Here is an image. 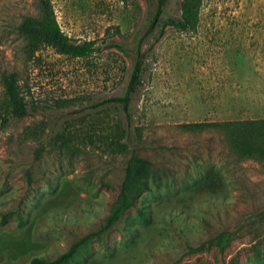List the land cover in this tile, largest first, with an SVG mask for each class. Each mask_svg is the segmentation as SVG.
<instances>
[{
	"label": "rangeland",
	"instance_id": "374dc122",
	"mask_svg": "<svg viewBox=\"0 0 264 264\" xmlns=\"http://www.w3.org/2000/svg\"><path fill=\"white\" fill-rule=\"evenodd\" d=\"M181 2L155 20L159 0H51L62 31L94 51L28 61L17 28L40 0H0V264L54 259L97 232L77 264H264V162L220 126L264 119V0H202L188 32L166 25ZM137 56L126 114L110 99ZM16 70L21 119L1 83ZM132 156L151 161L149 188L102 231ZM212 173L218 187L202 184Z\"/></svg>",
	"mask_w": 264,
	"mask_h": 264
},
{
	"label": "trees",
	"instance_id": "16d2710c",
	"mask_svg": "<svg viewBox=\"0 0 264 264\" xmlns=\"http://www.w3.org/2000/svg\"><path fill=\"white\" fill-rule=\"evenodd\" d=\"M166 4L167 0H159L155 20L164 13ZM201 4L202 0H182L180 16L168 18L166 25L181 32L196 30ZM17 32L25 43L24 53L28 61L36 60V54L45 47H51L61 55L80 58L86 57L94 51V41L79 42L68 37L62 31L51 0H40L39 16L26 17L18 26ZM142 73L143 61L140 56H137L124 95L110 99L114 103L121 104L126 114L129 113L133 98L142 83ZM22 82L23 79L18 70L1 73L6 111L19 119L29 114L28 104L22 92ZM186 126L196 128L202 127L204 124ZM211 126L216 125L213 123ZM220 126L223 127L229 144L235 151L244 157L264 162V119L224 122ZM152 170L153 165L147 158L132 156L128 160L120 193L110 209L102 231L112 229L121 217L135 206L137 196L149 188L150 178L153 175ZM216 174H210L202 184L218 187L220 178ZM99 234L100 232L92 233L74 241L70 249L57 258L48 259L37 256L26 264H77L87 252L90 242Z\"/></svg>",
	"mask_w": 264,
	"mask_h": 264
}]
</instances>
